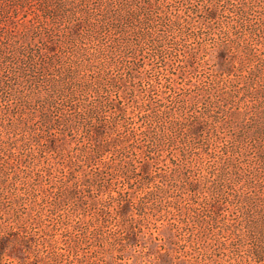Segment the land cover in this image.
I'll return each instance as SVG.
<instances>
[{
	"label": "trees",
	"instance_id": "obj_1",
	"mask_svg": "<svg viewBox=\"0 0 264 264\" xmlns=\"http://www.w3.org/2000/svg\"><path fill=\"white\" fill-rule=\"evenodd\" d=\"M191 38L217 49L207 58L185 44ZM209 59L211 79L190 86L179 110L167 108L149 70L162 62L171 85ZM139 118L153 132L130 126ZM212 123L230 131L226 143L212 133L194 140ZM0 127V264H60L75 248L80 264L114 252L139 264L132 250L144 224L171 209L182 217L159 230L166 246H148L156 258L147 264H264V0H0ZM75 131L73 144L65 136ZM174 144L181 148L168 156L171 168L153 170ZM49 150L70 156L57 165ZM187 192L203 198L184 205ZM222 199L235 203L230 215ZM70 203L89 225L67 247L48 221L70 230L56 217ZM186 227L188 251L201 261L179 253L173 228ZM90 234L94 254H80Z\"/></svg>",
	"mask_w": 264,
	"mask_h": 264
},
{
	"label": "rangeland",
	"instance_id": "obj_2",
	"mask_svg": "<svg viewBox=\"0 0 264 264\" xmlns=\"http://www.w3.org/2000/svg\"><path fill=\"white\" fill-rule=\"evenodd\" d=\"M223 10L224 9H222V16H220V18H224V20H228L229 17L226 15L227 13H225ZM211 24L214 28V31L217 32L220 29V26L222 25V21L214 19V20H211ZM182 42H184V41H182ZM185 44H187V45L191 44L193 46L203 48L202 54H204V56L207 55V58H210L211 53L216 51V49H217V47L214 45L215 44L214 41L210 38L199 40V41L191 38L187 41L185 40ZM170 51L171 50H169L168 52H170ZM224 54H227L228 56H230V55L234 56L233 55L234 49L232 47H228L225 50ZM147 60H148V58H147ZM201 60L202 59H198V61H200V62H201ZM148 62H151V61L149 60ZM158 64H160L158 66L162 67V71L165 73L166 72V70H165L166 66H162V64H163L162 62L161 63L159 62ZM158 66L156 65L154 69L149 70L148 75H150L153 78H158L159 81H161L160 83L158 82L156 84L155 91L159 94H163V95L167 96V103H166L167 108H172V109H176V110H179L180 107H182L181 97L186 92L189 91L190 86L193 89L197 85L202 87L204 81L208 82L211 79L210 78L211 73H215L214 60L209 59L206 62H203L201 64L199 63V66L196 68V70H194V71L188 70V72L184 75V78L180 77V78H177L176 81L172 80L173 83L171 85H168V84H165V79H164L165 74L164 75L159 74ZM222 76L226 81H228V79H229L228 75H222ZM213 77H214V75L212 76V78ZM189 80H192V82ZM220 82H221L220 91L225 92L226 91L225 81L220 79ZM213 93H214V90H213ZM11 101L12 100H9V102H11ZM1 104H2V107L7 106L5 101L1 102ZM69 104H70L72 112L76 113V97L74 100L69 102ZM127 105H128V109L130 111L134 110V104L131 100H129ZM188 113H190V112H188ZM211 125H212L213 129H210V131H208V132L207 131L199 132V135L194 140H197L199 142V144H203L204 141L207 138H209V135L212 133V134H218L220 136H223V138H224L223 141L226 143L227 142L226 139H227L228 133L230 131H228V129L226 130V128L224 126L218 127L214 123H212ZM130 126L138 128V131H140L142 128H145L146 126L149 127L151 131L154 129V126L152 125V123H149V121L146 118H139V119H137L136 122L130 124ZM208 127H210V126L208 125ZM177 132L178 133L176 135L178 138H180V134H182V131L178 130ZM0 133H4V129L2 127H0ZM145 136L146 135L144 133L139 136L142 143L147 142ZM65 137L70 139L73 144H76V131L71 133V134H67ZM227 144L231 145V143H229V142ZM180 148H181L180 144L169 145V148L165 150V154L162 157L164 160H162L160 162V164H155L153 166V170H157V171L169 170L171 168V166H170V164L167 163L168 156L175 153ZM216 152L220 154V153H222V149L217 148ZM47 156L54 158L57 162V165H59V164H62L66 160V158H69L70 151L67 150L65 153L59 154L58 152L49 150L47 152ZM119 156H120V154H119ZM210 160H208L207 163H211L214 159L211 158ZM178 162L181 164L185 163L184 161H178ZM89 170L92 171V167H89ZM199 174H200L199 169L195 170V175H194L195 178L196 177L198 178ZM54 175L55 176L52 177V180L57 181L59 179L60 172L59 173L56 172ZM61 175H62V173H61ZM73 175H75L73 177H76V173H74ZM188 192L183 194L185 197V199H183L184 205L190 204L193 200H195L197 198H203V194H201L200 196H197V195L191 194V192L190 193H188ZM172 198H173L172 196H168L166 200H170ZM222 200L224 203L223 210H222L224 214H228L229 210H236V205L233 201H231V199H229V201H227L225 199H222ZM201 206L204 208L207 207V205L203 201H202ZM166 207H168V206H166ZM205 212H207V211H205ZM228 215H230V214H228ZM56 217L57 218H67L68 219L67 221L70 224L69 225L70 230H67L65 226H68V225H66V224H64V225H53L51 220L48 221V223L51 226H53V228H54V230H52V233H55L57 236H60V234H62L64 236L63 237V238H65L64 243H65V246H67V247L72 245L70 235H76V229L82 230L84 232H86L88 230L89 224H88L87 218H84L82 221H79L78 213H76V209H75V206L73 205V203L67 204L65 207H63L58 212ZM116 217H117L116 215L111 217V220L107 223L108 229H110L111 227H114L115 224L118 222ZM153 217H154L153 220H148L144 224L145 229H144V232L139 235L140 241L137 243L138 246H136L132 250V254H135V255L141 254L143 260H145V261L140 262L139 264H147L146 263L147 258H150V257L156 258L155 253L152 254V252L151 253L148 252L150 250L147 247L153 243L162 245V246H159L160 248L166 246V244H165L166 238L162 233H160L159 230H162V229L166 230V227L167 228L169 227V222H173V221L178 220L179 218L182 217V215L177 209H171V212L167 211L162 216H158L156 218V215H154ZM225 217H226V215L222 216V219H225ZM187 229H188L187 227L184 228V230H181V229L179 230V228H173V230L176 233V236L181 241V243L179 245V250H180L179 253L182 256V258H188L191 255V256H193V258L195 260L201 261L202 256L198 255L196 253V250L193 249L192 253L190 251H188L191 249L186 244V241L184 240L185 239L184 233ZM196 231L197 230H195V232ZM110 232H113V231L107 230L106 234L112 235V233H110ZM122 234H125V233H122ZM94 243H96V240L94 239L92 234H90V237L87 239V244L84 247L80 248V251H79L80 254H86L87 253L88 254L87 256H90L89 254H91V256H92L94 254V253H92ZM57 248L59 249L60 247H57ZM53 249H51V250L53 251ZM217 252H218L217 258H219L220 255H222V254L220 251H217ZM76 253H77V251L75 248L70 253L63 255L60 264H80L76 258L79 255H76ZM228 253H229V251H228ZM113 255L115 257H117L119 261H122L123 262L122 264H133L131 260H127V261H126V259L122 260L121 257L123 256V254L114 252ZM113 255L112 256L108 255L109 259L104 260L101 263H94L89 259V262L87 264H121V263L115 262V258H113L114 257ZM217 261L218 262H216L214 264H223L220 261V259H218Z\"/></svg>",
	"mask_w": 264,
	"mask_h": 264
}]
</instances>
